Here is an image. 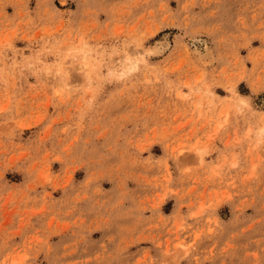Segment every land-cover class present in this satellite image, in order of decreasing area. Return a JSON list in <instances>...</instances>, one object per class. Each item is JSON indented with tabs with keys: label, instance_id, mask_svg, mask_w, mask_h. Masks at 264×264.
Segmentation results:
<instances>
[{
	"label": "rangeland",
	"instance_id": "1",
	"mask_svg": "<svg viewBox=\"0 0 264 264\" xmlns=\"http://www.w3.org/2000/svg\"><path fill=\"white\" fill-rule=\"evenodd\" d=\"M0 264H264V0H0Z\"/></svg>",
	"mask_w": 264,
	"mask_h": 264
},
{
	"label": "bare ground",
	"instance_id": "2",
	"mask_svg": "<svg viewBox=\"0 0 264 264\" xmlns=\"http://www.w3.org/2000/svg\"><path fill=\"white\" fill-rule=\"evenodd\" d=\"M154 50V49H153ZM160 51V50H159ZM160 53V52H159ZM127 61H130V59L127 58ZM81 69L84 71L85 74H88L89 66L85 64L84 59L80 60L79 62ZM129 64V63H128ZM130 65V66H129ZM128 65V68L130 67V70L133 69V66L131 64Z\"/></svg>",
	"mask_w": 264,
	"mask_h": 264
}]
</instances>
